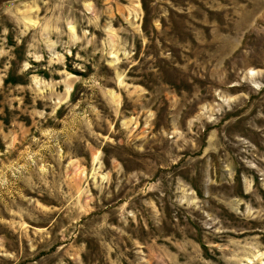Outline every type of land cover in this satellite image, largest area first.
I'll use <instances>...</instances> for the list:
<instances>
[{
	"label": "rangeland",
	"instance_id": "374dc122",
	"mask_svg": "<svg viewBox=\"0 0 264 264\" xmlns=\"http://www.w3.org/2000/svg\"><path fill=\"white\" fill-rule=\"evenodd\" d=\"M0 264H264V0H0Z\"/></svg>",
	"mask_w": 264,
	"mask_h": 264
}]
</instances>
